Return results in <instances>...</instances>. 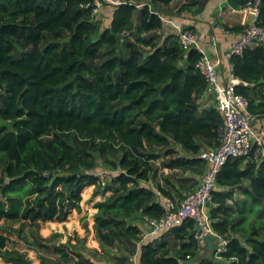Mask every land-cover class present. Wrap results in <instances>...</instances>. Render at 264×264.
Returning <instances> with one entry per match:
<instances>
[{"label": "trees", "instance_id": "obj_1", "mask_svg": "<svg viewBox=\"0 0 264 264\" xmlns=\"http://www.w3.org/2000/svg\"><path fill=\"white\" fill-rule=\"evenodd\" d=\"M174 1L113 5L110 25L99 30L98 17L87 7L93 0H0L5 263L31 260L8 249L2 224L65 222L82 211L83 193L92 186L94 196L106 195L93 206L97 239L126 253L115 264H129L138 251L141 264H181L199 254L192 221L164 234L173 235L174 243L162 235L139 246L138 221L161 217L164 197L181 201L195 190L206 169L200 153L219 144L216 130L223 122L214 104H201L207 88L195 68L201 53L194 48L185 59L178 34H163V17L200 12L206 0H184L172 14L166 8ZM230 1L240 9L248 0ZM259 23L264 24V0ZM230 62L235 76L248 83L239 91L249 97L250 110L264 118V46ZM98 159L118 174L104 182L91 173ZM209 210L212 226L228 239L227 250L220 259L194 264H264V158H229ZM34 238L33 246L59 255L55 264H98L66 244Z\"/></svg>", "mask_w": 264, "mask_h": 264}, {"label": "built area", "instance_id": "obj_2", "mask_svg": "<svg viewBox=\"0 0 264 264\" xmlns=\"http://www.w3.org/2000/svg\"><path fill=\"white\" fill-rule=\"evenodd\" d=\"M104 1L116 6L127 2V0H93L87 6H91L92 17L97 18L100 15ZM260 2L261 0H248L240 9L230 6L231 11L242 14L243 18L239 36L229 45L225 53L227 61L230 62L234 55H242L247 49L253 50L264 46V24L259 23ZM225 7L222 2L219 13L211 20L212 25H216ZM163 21L168 25L172 23L165 17ZM221 28L222 33H230L228 28L224 26ZM172 29L179 36L185 59L194 48L201 53L195 68L205 76L207 81L205 96L212 97V102L221 113L223 122L216 130L219 144L206 148L200 153V157L206 163V169L195 190L188 192L181 201L170 196L164 197V213L159 218L147 220V235L154 240L170 229L186 221H192L195 237L199 242L209 235H214L219 240L220 244L213 255L220 259L222 253L227 250L228 239L222 233L215 231L212 226L208 206L211 194L216 188L218 173L229 158L245 157L255 161L264 158V123L259 127L256 126L258 115L250 110L249 97L239 91L240 85H248V83L235 76L232 63L229 64L227 79H222L220 74V68L223 66L222 58L217 55L210 56L201 48L195 29L175 23ZM213 45L217 47L215 38ZM129 260V264H141L138 253L130 256ZM182 262L181 259L180 263Z\"/></svg>", "mask_w": 264, "mask_h": 264}, {"label": "rangeland", "instance_id": "obj_3", "mask_svg": "<svg viewBox=\"0 0 264 264\" xmlns=\"http://www.w3.org/2000/svg\"><path fill=\"white\" fill-rule=\"evenodd\" d=\"M184 0H176L169 7L166 8L170 13H175L180 3ZM199 1V0H197ZM112 4L104 1V6L98 16L99 30H104L110 25V18L112 13ZM170 31L164 25L163 34L168 35ZM98 37V35H96ZM181 65L183 61L179 62ZM178 63V64H179ZM206 97V96H205ZM206 100L213 104L212 97L207 96ZM203 105V101H201ZM258 124V123H257ZM257 127L260 124L256 125ZM182 151V149H180ZM159 161L158 163H160ZM119 170L112 169L108 164L98 159L97 165L91 173L99 174L102 176L103 181H109L111 177L118 174ZM165 173H169L166 169ZM200 179V178H199ZM162 181L164 179L161 178ZM172 181L175 182L173 178ZM94 187H89L88 191L83 193L82 211H74L69 216L68 220L60 223L41 222L37 223H22V222H6L2 224V232L9 236L11 242L8 249H18L21 252L26 253L27 257L31 260V264H55L59 261V255L51 251H45L37 246L32 245L34 236H37L39 241L47 242L50 245H62L66 244L70 249L76 252L83 253L86 257L92 259L98 264H115L123 254H126L120 245L114 247H107L102 245L97 239L94 230V216L97 210L93 207L94 203L100 199L106 197V195L94 196ZM175 195L178 196L177 191ZM134 222L137 223L136 218ZM144 223L143 220H139L138 224ZM168 235V234H166ZM168 239V238H167ZM195 261V260H194ZM0 264H7L0 257ZM182 264H192V262L186 260Z\"/></svg>", "mask_w": 264, "mask_h": 264}, {"label": "crops", "instance_id": "obj_4", "mask_svg": "<svg viewBox=\"0 0 264 264\" xmlns=\"http://www.w3.org/2000/svg\"><path fill=\"white\" fill-rule=\"evenodd\" d=\"M222 2H224V5L226 6L224 12L220 16L218 22H216V25H212L211 20L214 19V16L217 15V13H219ZM228 2L229 3H227V0H206L203 9L200 12H195L196 14L189 11H185L181 15L175 14L166 17L167 19L172 21L171 25H168L167 28V30L170 31L169 33H175L172 29L173 23L182 26H191L195 29V31L199 36V43L201 48L210 56L217 55L222 58L223 66L220 68V74H221V78L224 80L227 79L228 68L230 64V62L225 59V53L227 52L229 45L239 36L240 31L242 29L241 21L243 18L242 14L231 11V7H230L232 6L231 1L228 0ZM221 26H224L225 28L229 27L230 33H222ZM213 38H215V40L217 41V47L213 45ZM202 99H203V106L211 105V103L206 100L205 96ZM262 123H264V118L258 119V124H262ZM236 195L237 197H240L241 196L240 191ZM50 223H55V222H50ZM56 223H60V222H56ZM140 226H141L140 228L142 229V235H141L142 237L139 246L153 241V238L147 235V222H144L142 225L140 223ZM163 237L166 240L168 238V241L170 243H174L175 241L173 235L168 234V235H164ZM158 239L161 240L162 237ZM219 244H220L219 240L214 235H209L207 238L199 242V247H200L198 252L199 254L194 259L188 261L194 264L195 263L194 260H199L200 258L201 259L204 257L213 258L214 250H216Z\"/></svg>", "mask_w": 264, "mask_h": 264}, {"label": "water", "instance_id": "obj_5", "mask_svg": "<svg viewBox=\"0 0 264 264\" xmlns=\"http://www.w3.org/2000/svg\"><path fill=\"white\" fill-rule=\"evenodd\" d=\"M120 41H121V35H118L117 36V47H118V44L120 43ZM261 81H263V79L261 80ZM211 205V203L209 202V204H208V206H210Z\"/></svg>", "mask_w": 264, "mask_h": 264}, {"label": "clouds", "instance_id": "obj_6", "mask_svg": "<svg viewBox=\"0 0 264 264\" xmlns=\"http://www.w3.org/2000/svg\"><path fill=\"white\" fill-rule=\"evenodd\" d=\"M210 203H211V201H210ZM188 222H189V221H188ZM184 223H185V222H184ZM184 223H183V224H184ZM179 226H180V225H179ZM194 232H195V231H194ZM213 256H214V255H213ZM179 261H180V260H179ZM182 263H183V262H182ZM182 263H181V264H182Z\"/></svg>", "mask_w": 264, "mask_h": 264}]
</instances>
